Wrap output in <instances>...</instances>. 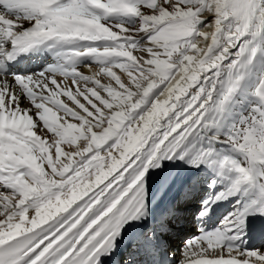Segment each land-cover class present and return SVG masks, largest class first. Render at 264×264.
<instances>
[{"label": "snow or ice", "instance_id": "snow-or-ice-1", "mask_svg": "<svg viewBox=\"0 0 264 264\" xmlns=\"http://www.w3.org/2000/svg\"><path fill=\"white\" fill-rule=\"evenodd\" d=\"M0 264H264V0H0Z\"/></svg>", "mask_w": 264, "mask_h": 264}, {"label": "bare ground", "instance_id": "bare-ground-1", "mask_svg": "<svg viewBox=\"0 0 264 264\" xmlns=\"http://www.w3.org/2000/svg\"><path fill=\"white\" fill-rule=\"evenodd\" d=\"M20 70H34V69H24L23 67H21ZM187 232H188V233H191V232H192V227H189V228L187 229Z\"/></svg>", "mask_w": 264, "mask_h": 264}, {"label": "rangeland", "instance_id": "rangeland-1", "mask_svg": "<svg viewBox=\"0 0 264 264\" xmlns=\"http://www.w3.org/2000/svg\"><path fill=\"white\" fill-rule=\"evenodd\" d=\"M193 232H194V230H193Z\"/></svg>", "mask_w": 264, "mask_h": 264}]
</instances>
